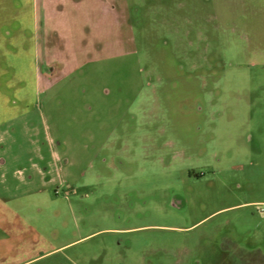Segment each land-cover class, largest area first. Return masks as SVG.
I'll return each instance as SVG.
<instances>
[{"label":"rangeland","instance_id":"obj_1","mask_svg":"<svg viewBox=\"0 0 264 264\" xmlns=\"http://www.w3.org/2000/svg\"><path fill=\"white\" fill-rule=\"evenodd\" d=\"M127 1L84 51L68 0H0V264L264 250V0Z\"/></svg>","mask_w":264,"mask_h":264},{"label":"crops","instance_id":"obj_2","mask_svg":"<svg viewBox=\"0 0 264 264\" xmlns=\"http://www.w3.org/2000/svg\"><path fill=\"white\" fill-rule=\"evenodd\" d=\"M68 2L74 7L73 12H69L72 35L75 40L78 39L84 51L111 48L112 41L114 44L117 43L118 28L129 25L127 0H68Z\"/></svg>","mask_w":264,"mask_h":264},{"label":"flooded vegetation","instance_id":"obj_3","mask_svg":"<svg viewBox=\"0 0 264 264\" xmlns=\"http://www.w3.org/2000/svg\"><path fill=\"white\" fill-rule=\"evenodd\" d=\"M46 76L54 75L56 70L53 66L46 67ZM223 253L229 260V264H264V250L258 247L247 249L241 246ZM233 259L235 261H233ZM232 260V261H230Z\"/></svg>","mask_w":264,"mask_h":264}]
</instances>
